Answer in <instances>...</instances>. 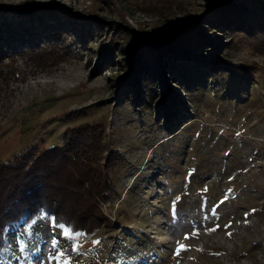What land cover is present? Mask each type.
<instances>
[{"label":"rangeland","instance_id":"rangeland-1","mask_svg":"<svg viewBox=\"0 0 264 264\" xmlns=\"http://www.w3.org/2000/svg\"><path fill=\"white\" fill-rule=\"evenodd\" d=\"M146 1L0 0V33L11 30L25 38L23 45L32 44L15 62L20 76L0 97V161L59 146L64 131L76 134L78 125H105L103 162L110 151L123 157L107 173L114 187L103 203L114 226L92 229L86 222L82 235L70 230L69 236L44 218L51 239L68 250L61 264L64 258L72 264H264V28L256 25L264 23V2H255L261 13L249 32L199 31L210 42L207 49L220 48L215 55L223 62H215L213 72L201 64L200 75L192 72L201 80L193 83L199 91L191 99L168 74L171 101L156 71L148 73L156 83L150 92L140 63L124 69L118 62L125 38L116 29L139 36L140 50L175 42L198 66L205 46L192 47L199 41L191 27L205 13L219 19L221 6L249 10L243 0H172L171 8L154 12L141 8ZM226 12L236 23L238 17ZM246 16H239L241 27ZM172 68L165 66L171 75ZM247 70L254 78L246 85L241 73L245 79ZM130 78L137 83L135 98L127 90L135 86ZM170 107L177 114L169 122ZM9 241L18 252L16 237ZM34 244L39 253L31 251L29 264H49V248L42 256L41 240Z\"/></svg>","mask_w":264,"mask_h":264},{"label":"trees","instance_id":"trees-1","mask_svg":"<svg viewBox=\"0 0 264 264\" xmlns=\"http://www.w3.org/2000/svg\"><path fill=\"white\" fill-rule=\"evenodd\" d=\"M256 1L258 2L259 0L242 1L244 6L250 11L244 14L243 10L234 8L232 5L218 7L219 19H215L211 12L205 13L199 23L191 27L190 30L199 32L204 27L210 26V33L218 29L223 33L249 32V27L252 29L254 26L252 20L261 13L259 9H253ZM145 4L147 5L141 6L142 9L154 8V12H162L164 10L163 5L168 9L171 8L170 5L173 2L172 0H151L146 1ZM262 5L264 6V3H259V6ZM123 10L126 13L129 11L128 8ZM226 10L233 13L236 18L238 17L236 23L231 24L233 21L223 16L228 14ZM252 11H255V13L249 17ZM243 15L248 17L246 16L247 18L243 19L244 26L241 27L242 21L240 22L239 19L242 17L239 16ZM256 25L264 28V23ZM2 26L4 24H0V27ZM105 26L107 25L101 24V28ZM116 32L119 33L120 38L124 37L125 39H121L126 42H119L121 46L118 47L117 52L121 56V60H118V62L124 66V69L128 68L127 65L131 64L133 60L136 63H140V70L144 69L141 76L150 84V92L155 90L156 84L149 79L150 74L148 73L153 69L158 74L159 87L161 92L165 93L164 95L169 94L166 88H171L168 76L170 74L174 82L178 84V87L187 88V97L191 99L193 98L191 94L196 95L199 91L198 86L194 87L193 83L201 80V77H193L192 72L197 69L200 75L199 64L203 66V69H209L213 72L216 66H219L215 65V62H223L218 58L219 55H215V52L219 51L220 48L216 47L214 43L215 48L212 50L207 49L208 41L201 37V32H197L196 36L193 35L195 40L197 39L199 42L192 45V47L205 46L204 57L206 59L204 57H201V59L195 58L198 66L191 64H196V61H193L194 58H191L190 54L185 55L182 53L183 49L178 48L175 42L166 48L152 42L151 46L140 50L139 46L143 47V43L139 36L127 29L122 31L117 28ZM7 34L6 31L3 35L0 33V97L2 92L9 90L10 80L21 74L15 63L17 58L21 57L26 50L32 47L29 42L26 43L27 45H23V42H26L25 38H18L15 32L9 30V34ZM120 38H118V41ZM183 38L187 40L186 36ZM209 38L214 40V34L209 36ZM177 39L178 37H176ZM208 43L210 45V42ZM189 46H191V43L187 44V47ZM137 55L140 57L136 59ZM165 56H167V61H173V68L170 66L171 64L168 65L164 59ZM177 56H179V59H175ZM110 59L114 61L112 57ZM165 66L173 69V76L170 71L167 72ZM226 66L238 68L236 65L226 64ZM238 70L240 69L238 68ZM255 71L257 69H253V74ZM241 75H243L241 82L246 85L254 78L252 70L246 71L245 79L244 72ZM137 76H140V72L137 73ZM124 77L126 75L122 76V80ZM132 81L133 79L130 78L129 83L135 86L130 91L128 88L127 90L130 92L129 94H133L129 95L130 98H135L134 89L137 83ZM203 83L205 82L203 81ZM231 88L230 92H236L237 87ZM166 98L171 99L170 95H167ZM165 105V102H163L161 106L164 107ZM172 110L173 107H170L165 111L166 119L169 122L177 114V111L172 112ZM86 124L89 126L84 127V129L81 128L83 124L76 126V128L80 129L76 134H73L74 130L64 131L63 140L59 146L36 147L24 155L17 156L12 162L0 161V224L10 221L19 222L18 227H12L6 234L8 240L11 236L16 237L19 233H23L26 227L30 225L34 234L33 243L41 240V248L44 252L42 256H44L46 249L50 248L49 244H51L49 243V240H51L50 228L43 221L46 217L52 218L55 223L64 224L65 228L74 232L89 228L90 226L86 222L93 224L90 227L92 229L100 225L106 228H113V221L104 212L103 203L107 200L108 194L112 190L111 188L114 187V182L111 180L112 177L109 175L111 169L118 165L123 157L119 156L120 151L116 149L119 153H115V155L110 157L112 154V151H110L103 162V153L107 150L105 143L106 127L99 121ZM107 173H109L108 176ZM21 217L24 219L21 220ZM21 226L25 228L19 232ZM59 249L64 250L65 255L68 254V250L65 249L64 245H60Z\"/></svg>","mask_w":264,"mask_h":264},{"label":"snow or ice","instance_id":"snow-or-ice-1","mask_svg":"<svg viewBox=\"0 0 264 264\" xmlns=\"http://www.w3.org/2000/svg\"><path fill=\"white\" fill-rule=\"evenodd\" d=\"M179 199V197L177 198ZM21 220L24 218L21 217ZM18 221H10L0 224V264H29L31 260V251H39L36 245L33 243L34 234L31 231V226L26 227L23 233H19L16 236V242L18 246V252L16 249L10 246V241L7 239V233L12 227H18ZM58 227L64 228V224H59ZM65 235H72V232L68 228H64ZM76 236L82 235L81 232H76ZM98 243V241L96 242ZM59 248L58 239L53 236L47 256L49 264L51 261L56 260L57 264H61V260L65 257V253L57 251ZM75 250V248L73 249ZM55 253V254H54ZM43 264V262H41ZM62 264H72V262L66 258L63 259Z\"/></svg>","mask_w":264,"mask_h":264}]
</instances>
